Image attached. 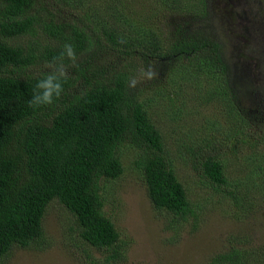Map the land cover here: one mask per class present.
<instances>
[{"label":"trees","instance_id":"1","mask_svg":"<svg viewBox=\"0 0 264 264\" xmlns=\"http://www.w3.org/2000/svg\"><path fill=\"white\" fill-rule=\"evenodd\" d=\"M104 1L89 18L75 9L76 0H0V259L15 245L41 239L48 206L57 200L74 217L83 242L102 251L108 264L123 261L125 244L104 213L102 182L123 174L119 153L125 143L138 150L135 165L154 209L177 222L193 216L163 136L142 102L143 86L129 87L139 62L181 64L187 75H204L199 98L230 107L223 129L226 150L220 153L211 142L187 149L213 190L232 194L225 160L234 156L231 146L264 152V135L243 126L244 108L255 102V94L264 99V89L257 88L248 66L234 64L222 27L208 12L209 0L149 1L191 14L167 43L151 33L149 41L133 36L131 0ZM121 37L127 43H119ZM65 43L74 45L77 60L75 66L64 61L69 74L64 92L52 105L29 107L46 63ZM111 56L116 61H107ZM211 264L244 263L231 250Z\"/></svg>","mask_w":264,"mask_h":264},{"label":"rangeland","instance_id":"2","mask_svg":"<svg viewBox=\"0 0 264 264\" xmlns=\"http://www.w3.org/2000/svg\"><path fill=\"white\" fill-rule=\"evenodd\" d=\"M131 1L127 8L135 24L130 28L138 39L149 41L151 33L160 43L171 42L191 16L165 10L150 0ZM104 2L76 0L75 9L95 18ZM208 12L218 19L234 64L243 70L248 66L257 88L264 89V0H209ZM147 65L139 62L132 74L143 86L142 102L163 136L194 214L186 222H177L171 214L154 209L143 174L135 165L138 150L123 144L119 153L123 174L102 182L104 213L125 244L123 261L117 264H211L216 255L231 250L240 253L244 264H264V152L231 146L234 156L225 160L232 194L213 190L193 167V155L187 149L211 142L221 147L220 153L226 150L223 129L230 107L223 101L205 103L199 98L204 75L197 79L187 75L181 64H161L155 65L158 77L147 80L141 75ZM259 97L255 94V102L244 108L247 122L243 126L264 135V99ZM0 264L108 263L102 251L79 238L74 217L54 200L45 214L41 239L27 247L15 245Z\"/></svg>","mask_w":264,"mask_h":264},{"label":"clouds","instance_id":"3","mask_svg":"<svg viewBox=\"0 0 264 264\" xmlns=\"http://www.w3.org/2000/svg\"><path fill=\"white\" fill-rule=\"evenodd\" d=\"M119 43H127L126 39L120 38ZM67 59L75 66L77 55L74 45L65 43L63 50L46 63L48 71L42 74L33 89L32 98L28 101L29 107L39 108L54 104L61 97L64 92V84L69 78L68 66L64 61ZM141 75L147 80L156 79L159 75L155 63L150 62L145 69L141 70ZM140 81L136 77H130L129 87L135 88Z\"/></svg>","mask_w":264,"mask_h":264}]
</instances>
